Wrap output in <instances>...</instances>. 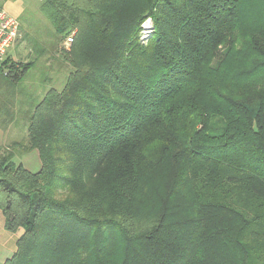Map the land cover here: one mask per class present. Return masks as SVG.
<instances>
[{"label": "trees", "instance_id": "1", "mask_svg": "<svg viewBox=\"0 0 264 264\" xmlns=\"http://www.w3.org/2000/svg\"><path fill=\"white\" fill-rule=\"evenodd\" d=\"M39 10L71 38L53 44L70 71L0 146V211L18 233L2 264H264V0ZM32 64L0 72L14 84ZM19 101L0 102L1 129ZM33 149L37 171L13 161Z\"/></svg>", "mask_w": 264, "mask_h": 264}, {"label": "rangeland", "instance_id": "2", "mask_svg": "<svg viewBox=\"0 0 264 264\" xmlns=\"http://www.w3.org/2000/svg\"><path fill=\"white\" fill-rule=\"evenodd\" d=\"M41 2L42 0H0V8L13 16L19 24L17 37L6 53L5 59L2 60L4 63H0V66L6 67L11 62L19 63L28 60L33 62L25 75L14 84L8 85L5 76L0 72V102L4 101L6 106L10 107V104L14 103V96L16 95L20 99L16 106L22 108V118L18 117L17 121L7 125L3 138L5 142L9 141L7 144L13 139L25 138L32 106L42 98L49 88L60 90L64 85L67 73L70 71V66L56 53V49H53V44L57 48L60 45L69 46V37L65 38L63 42L58 41L57 37L53 35L51 23L39 10ZM147 17L145 16L141 22L137 36L143 34L140 33V30L141 28L145 30L144 26L147 30L153 29V19ZM138 42L140 43V40ZM14 92L15 94H13ZM13 161L16 164L22 163L32 172L37 171L40 167L35 149L19 152L14 156ZM5 232H7L10 241H13L15 233L6 229Z\"/></svg>", "mask_w": 264, "mask_h": 264}, {"label": "built area", "instance_id": "3", "mask_svg": "<svg viewBox=\"0 0 264 264\" xmlns=\"http://www.w3.org/2000/svg\"><path fill=\"white\" fill-rule=\"evenodd\" d=\"M144 27L145 30L143 28L140 30V33H143L139 35L141 42H146L153 30L152 28L147 30L146 26ZM18 28V21L0 8V62L5 59L8 49L14 43L18 34ZM68 39L71 40V38Z\"/></svg>", "mask_w": 264, "mask_h": 264}, {"label": "crops", "instance_id": "4", "mask_svg": "<svg viewBox=\"0 0 264 264\" xmlns=\"http://www.w3.org/2000/svg\"><path fill=\"white\" fill-rule=\"evenodd\" d=\"M6 130L7 129L3 130L0 128V146L6 145L9 142H5L3 140ZM7 235L8 234L7 232H5L4 228V217L2 212L0 211V264H2L5 259L12 256L16 246V239L18 237V233H15V238L13 241H10V238Z\"/></svg>", "mask_w": 264, "mask_h": 264}]
</instances>
